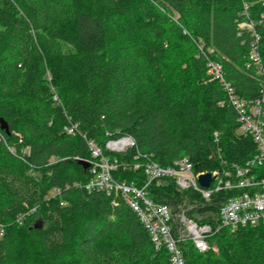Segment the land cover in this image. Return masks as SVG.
<instances>
[{
	"label": "trees",
	"instance_id": "obj_1",
	"mask_svg": "<svg viewBox=\"0 0 264 264\" xmlns=\"http://www.w3.org/2000/svg\"><path fill=\"white\" fill-rule=\"evenodd\" d=\"M244 1L259 21L260 0H0V119L10 130L0 127V264H171L128 204L85 189L90 172L79 159L91 155L65 127L70 118L102 147L107 132L133 136L136 147L116 155L128 165L113 175L138 185L145 174L131 165L148 157L164 167L188 157L198 172L245 164L257 144L238 131L199 47L213 50L241 97L259 96L261 77L246 67L251 37L239 29ZM257 28L264 59V22ZM253 173L264 177V166ZM149 189L175 215L198 204L190 218L218 212L234 193L203 206L171 179ZM209 243L200 252L182 241L187 264H264V223L223 227Z\"/></svg>",
	"mask_w": 264,
	"mask_h": 264
},
{
	"label": "built area",
	"instance_id": "obj_2",
	"mask_svg": "<svg viewBox=\"0 0 264 264\" xmlns=\"http://www.w3.org/2000/svg\"><path fill=\"white\" fill-rule=\"evenodd\" d=\"M260 2L263 7L260 20L255 21L251 18L252 4L244 1L245 18L239 23L240 31L249 32L251 37V50L246 67H255L261 77L260 93L256 99L241 97L233 84L227 80L223 65L208 56L213 50L205 51L203 44L199 45L201 53L208 59L209 77L221 84L227 95L228 104L236 112L239 132L251 135L257 144L258 153L245 164H233L229 169L221 171L198 172L188 157L176 160L174 165L169 167H164L148 157L144 162H135L131 165L135 170H143L145 174L146 181L143 185H138L136 182L118 180L113 175L120 166L128 165L127 162H121L116 155L136 147L137 143L133 136L126 134L112 136L107 132L109 138L102 147L94 139L82 134L78 124L72 122L70 118L65 127L67 134H80L85 139L91 155V159H86L90 162L88 169L90 179L85 184V189L89 193L103 192L108 196L120 198L128 204L148 231L156 250L163 248L168 250L171 264H187L180 247V243L184 240H191L200 252H207L210 248L209 238L221 228L229 227L236 230L264 223V177H258L253 173L255 167L264 166V59L259 49L261 35L257 28L258 24L264 22V0ZM54 99L59 101L57 95ZM214 137L218 144L219 133L215 132ZM11 150L15 152L14 148ZM140 156L139 154L137 158ZM207 172L213 177L209 187L201 185L199 181V176ZM168 179L175 182L178 191L192 190L200 194L201 199L208 203L212 202L213 195L218 192L234 191V193L220 201L219 211L213 220L201 222L190 218L186 210L175 215L169 205L151 198L149 189L151 184L160 185ZM60 193L61 189L56 188L51 195L56 196ZM34 211L35 208L20 214L18 222L22 223L26 216ZM3 233L4 228L1 227L0 234Z\"/></svg>",
	"mask_w": 264,
	"mask_h": 264
},
{
	"label": "water",
	"instance_id": "obj_3",
	"mask_svg": "<svg viewBox=\"0 0 264 264\" xmlns=\"http://www.w3.org/2000/svg\"><path fill=\"white\" fill-rule=\"evenodd\" d=\"M0 127L2 130L6 131L7 133L10 132L8 123L3 119H0ZM79 164L83 167L84 172H86L90 167V162L85 159H79ZM199 181L201 185L205 187H209L211 182L213 181V177L210 172H207L199 176Z\"/></svg>",
	"mask_w": 264,
	"mask_h": 264
},
{
	"label": "rangeland",
	"instance_id": "obj_4",
	"mask_svg": "<svg viewBox=\"0 0 264 264\" xmlns=\"http://www.w3.org/2000/svg\"><path fill=\"white\" fill-rule=\"evenodd\" d=\"M238 131H239V129H238ZM24 152H27V150H25ZM195 203H200V201L196 200ZM201 203H202L203 206H207L208 204H210V203L205 202L203 200L201 201ZM179 208H180V211L178 213H180L183 210H186V213H188L191 210L192 206L189 204L187 206H184V207L181 206ZM216 214H217V212L214 211V210L207 211V212L203 211L201 213H194L192 215V217L195 218L198 221H207V220H213L216 217ZM213 247L216 248V244L215 243L213 244Z\"/></svg>",
	"mask_w": 264,
	"mask_h": 264
}]
</instances>
